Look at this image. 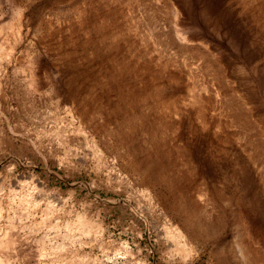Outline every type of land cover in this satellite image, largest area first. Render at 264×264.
<instances>
[{
    "label": "rangeland",
    "instance_id": "rangeland-1",
    "mask_svg": "<svg viewBox=\"0 0 264 264\" xmlns=\"http://www.w3.org/2000/svg\"><path fill=\"white\" fill-rule=\"evenodd\" d=\"M0 264H264V0H0Z\"/></svg>",
    "mask_w": 264,
    "mask_h": 264
},
{
    "label": "bare ground",
    "instance_id": "bare-ground-1",
    "mask_svg": "<svg viewBox=\"0 0 264 264\" xmlns=\"http://www.w3.org/2000/svg\"><path fill=\"white\" fill-rule=\"evenodd\" d=\"M82 219V218H81ZM91 229V227H87V230H90ZM178 231V230H177Z\"/></svg>",
    "mask_w": 264,
    "mask_h": 264
}]
</instances>
